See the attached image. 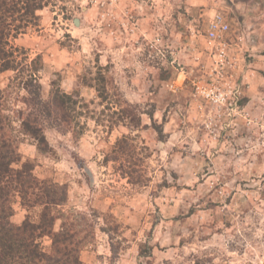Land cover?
<instances>
[{
	"label": "rangeland",
	"instance_id": "obj_1",
	"mask_svg": "<svg viewBox=\"0 0 264 264\" xmlns=\"http://www.w3.org/2000/svg\"><path fill=\"white\" fill-rule=\"evenodd\" d=\"M263 10L264 0H49L11 39L26 69L0 73L6 113L28 108L32 59L43 100L78 99L69 124H45L49 152L35 146L29 160L61 186L56 222L89 225L79 258L264 264ZM216 12L229 23L221 65L205 36ZM215 87L216 101L203 92Z\"/></svg>",
	"mask_w": 264,
	"mask_h": 264
},
{
	"label": "trees",
	"instance_id": "obj_2",
	"mask_svg": "<svg viewBox=\"0 0 264 264\" xmlns=\"http://www.w3.org/2000/svg\"><path fill=\"white\" fill-rule=\"evenodd\" d=\"M48 4L49 0H0V73L26 69V66L18 67L23 61L17 59L18 48L12 46L11 39L36 24L38 11ZM34 62L32 59L28 63L30 72L22 83L31 96L23 97V103L28 106L26 111L20 107L12 117L6 113L5 92L0 88V264H81L79 253L85 245L84 239L90 237L82 232L89 225L68 222L66 218L56 229L57 216L52 210L63 203L60 184L37 177L32 160L26 159L20 167L14 166L21 161L20 136L31 138L38 151L49 152L45 124L57 129L69 124L70 111L75 110L78 100L63 90L54 93L55 104L43 100L35 75L38 66ZM98 79L104 82L101 74ZM99 84L95 89L101 92ZM123 98L122 102L126 103ZM17 120L18 125L14 124ZM125 139L123 136L117 143L123 144ZM16 201L25 211L19 224L10 220ZM45 237L50 239L49 246L44 245Z\"/></svg>",
	"mask_w": 264,
	"mask_h": 264
},
{
	"label": "built area",
	"instance_id": "obj_3",
	"mask_svg": "<svg viewBox=\"0 0 264 264\" xmlns=\"http://www.w3.org/2000/svg\"><path fill=\"white\" fill-rule=\"evenodd\" d=\"M112 1L113 0H111V2ZM228 31L229 23L226 17L220 12L214 13L207 22L205 34L208 44L207 48L215 53L214 56L217 57L215 60L218 65H221L224 61H226V37ZM218 89V87H215L214 90L213 88H210L209 90H204L203 92L206 96L216 101L222 96Z\"/></svg>",
	"mask_w": 264,
	"mask_h": 264
},
{
	"label": "crops",
	"instance_id": "obj_4",
	"mask_svg": "<svg viewBox=\"0 0 264 264\" xmlns=\"http://www.w3.org/2000/svg\"><path fill=\"white\" fill-rule=\"evenodd\" d=\"M242 3V2H241ZM241 3H239V4H241ZM246 4H248V2L246 3ZM249 5H250V3H249ZM248 5V6H249ZM244 8H247V6L245 5L244 6ZM246 11H248V10H246ZM263 13H264V10L262 11ZM64 82H65V79H64ZM67 82H68V80H67ZM65 84V83H64ZM27 146H29V149H28V153H25L24 152V150H23V148H25V147H27ZM18 148L20 149V154H21V156H22V158L23 159H30V158H35V157H37L38 156V153H37V151H36V149H35V145L33 144V143H28V142H20V144L18 145ZM55 163H54V165L55 166H63L64 164H63V160L61 159V160H56V161H54ZM59 173V172H58ZM56 181H60L59 179H55ZM70 182V181H69ZM72 189H69L68 190V199H70L71 198V196H74V194L72 193ZM24 215H25V211H24V209L19 205V207H16V209H15V211H14V213L12 214V216H11V221L13 222V223H16V224H19V223H21V221L24 219ZM56 229L59 227V224L57 223V222H55V226H54ZM93 255H92V253H90L89 251H87V250H83L82 252H81V255H80V260H81V262H82V264H93L92 262H93Z\"/></svg>",
	"mask_w": 264,
	"mask_h": 264
}]
</instances>
